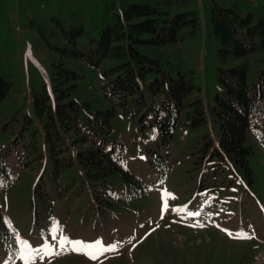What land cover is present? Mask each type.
<instances>
[{"label":"rangeland","instance_id":"rangeland-1","mask_svg":"<svg viewBox=\"0 0 264 264\" xmlns=\"http://www.w3.org/2000/svg\"><path fill=\"white\" fill-rule=\"evenodd\" d=\"M156 1L0 0V78L10 85L0 102V215L6 228V232L0 229V264H264V203L221 200L215 195L216 201L212 194L197 191V175L190 171L195 162H202L178 154L197 134L205 131L212 136L209 124L195 133L177 126L160 179L154 155L150 162L146 160V150L152 146L164 156L161 148H155V131L141 132L135 117L123 116L115 108L110 143L143 191L115 178L119 183L105 191L111 197L110 206L95 201L75 148L67 154L72 166L58 174L53 171L42 123L33 111V92L43 85L49 88L54 66L62 63L84 76L72 96L98 108L100 103L106 105L100 102L102 74L119 63L108 58L93 69L66 58L53 49L67 46L56 22L66 30L81 25L85 36L79 44H84L96 39L109 16L119 13L124 4L156 5ZM212 3L235 6L241 15H264V0H193L191 9L198 18L193 38L140 49L163 64L190 70L198 88L193 97L204 107L215 90L214 51L206 26ZM240 62L247 65L246 81L251 83L264 66V55L250 54ZM255 152V159L264 165V148L258 146ZM196 212L198 216L189 215ZM245 234L251 238H238ZM61 237L85 244L99 241L105 248L114 245L115 250L97 252L96 259L71 250V245L61 252ZM22 242L30 250L48 245L50 254L26 261L20 254Z\"/></svg>","mask_w":264,"mask_h":264},{"label":"trees","instance_id":"trees-1","mask_svg":"<svg viewBox=\"0 0 264 264\" xmlns=\"http://www.w3.org/2000/svg\"><path fill=\"white\" fill-rule=\"evenodd\" d=\"M156 2L124 4L119 13L109 16L98 37L87 39L84 44H79L85 36L81 25L66 30L56 22L67 46L53 49L66 58L78 59L93 69L108 58L119 63L102 74L100 102L106 105L100 106L99 102L98 108L72 96L84 76L66 69L62 63L54 66L49 88L43 85L33 92V111L42 123L54 173L72 166L67 154L75 148L76 160L86 172L97 204H112L105 191L119 183L115 178L143 191L140 182L122 167L110 143L114 109L119 108L121 115L136 118L141 132L155 131V148H161L164 156L161 158L152 146L146 150V160L150 162V155H154L160 179L166 172L165 158L170 155L177 126L181 124L195 133L209 124L212 136L205 131L199 133L178 153L202 162H195L190 171L197 175V191L221 200L264 203V165L255 159L256 148H264V66L248 83L247 65L240 62L250 54L264 55V15H241L235 6L212 3L206 26L214 51L215 90L210 104L204 107L193 97L198 88L190 70L163 64L140 51L193 38L197 31V14L191 9L193 0ZM9 86L0 78V102ZM0 229L6 232L1 215Z\"/></svg>","mask_w":264,"mask_h":264},{"label":"snow or ice","instance_id":"snow-or-ice-1","mask_svg":"<svg viewBox=\"0 0 264 264\" xmlns=\"http://www.w3.org/2000/svg\"><path fill=\"white\" fill-rule=\"evenodd\" d=\"M165 209L167 208V204L165 203L164 205ZM179 211V210H178ZM189 215H194V216H198L199 213H189ZM55 231V229L53 230ZM238 238H251L248 237L246 234L243 236H240ZM60 250L61 252L67 250V246L71 245V250L73 251H84L85 254H88L90 256L91 259H96L97 258V252L102 254L104 251H109V250H115V246L113 245L111 248H105L101 242L97 241L94 244H85L82 241H69L64 237L60 238ZM92 250H96V252H93ZM28 253L27 256H25V253ZM21 258L27 260H31L34 256L36 255H47L50 254V249L48 245H45L43 248L40 249H35V250H30L29 245L26 242H22V248H21ZM55 254H59V253H55ZM42 258V256H41Z\"/></svg>","mask_w":264,"mask_h":264}]
</instances>
